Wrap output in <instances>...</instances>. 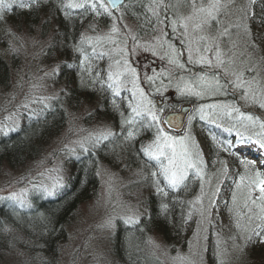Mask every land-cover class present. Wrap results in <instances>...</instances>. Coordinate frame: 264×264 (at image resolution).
I'll return each mask as SVG.
<instances>
[{
	"label": "rangeland",
	"instance_id": "374dc122",
	"mask_svg": "<svg viewBox=\"0 0 264 264\" xmlns=\"http://www.w3.org/2000/svg\"><path fill=\"white\" fill-rule=\"evenodd\" d=\"M206 2L207 0H205ZM144 3L148 5L149 0H144ZM164 3L167 4L165 0ZM245 4L244 8L250 14H254L255 12L250 10L251 3L249 0ZM129 5L132 7H128ZM239 8L240 5L237 11L233 12L228 11L225 7L218 17L219 23L213 22L214 26L211 29L194 32L192 27H189L193 59L197 58L195 51L197 47L202 48L205 44L210 48L213 46L210 39L204 42L200 41L199 37L202 35L214 36L217 37L221 49L226 53L231 52L241 68L245 66L253 68L251 74L245 73L246 77L256 75L258 80L264 82V24L257 23L264 15H254V18L250 16L246 21L252 37L255 38L256 45L255 47H246L248 38L244 35L243 27L239 29L234 27L235 24L239 23L241 15L238 11ZM139 9L143 8L136 5L134 0H127L123 6L112 11L111 16L98 15L93 12V19L83 29L81 36L107 37L115 25L120 30V35L112 34L114 43L105 41L102 45L97 46V50L109 52L117 47H126L129 63L136 68L139 77V87L144 89L146 93H154L155 88L159 86V81L150 85L145 77L153 76V69L158 73L161 68L169 69L171 67L167 58L163 61L160 59L169 51V43L182 53L181 62L186 63L189 55L187 51L188 37L185 36L182 27L179 25L175 26V32L170 26L171 34L176 36L180 43L181 40L186 42L184 46L177 47L175 42L173 43L168 39L167 13L161 12L160 14L163 23L157 22L153 17L151 23L146 21L141 25L137 21L140 16ZM190 11L188 6L183 5L179 11H175L173 16L170 14L169 18L170 20L179 19L180 16H187ZM150 15L148 13V16ZM234 15V19L228 18V16ZM144 18L145 16L142 19L143 22ZM146 23L149 24L146 25ZM44 24L41 20L31 29L14 28L9 24L0 29V57L7 61L10 69L8 78L5 81L0 79V138L42 114L53 104L55 98L64 92L63 83H58L55 80L58 73V63L55 57L51 59L49 56L48 59L45 56L46 48L52 40L54 27L50 23ZM143 26L145 27L141 30L140 28ZM225 27H229L231 39L229 36L220 35ZM132 37H136V40L133 41ZM125 40H127V45H125ZM145 46L148 47L145 48ZM200 54L215 60L213 51L201 52ZM118 58V56L113 55L112 60H110L108 56H105L103 59L93 62L97 70H104L101 71V76L105 80L109 64ZM202 67L195 65L192 70L200 71ZM164 83L167 84L168 80L165 79ZM128 87L130 88L131 84ZM166 92L171 97L175 95V89ZM121 95L131 99L129 92L122 91ZM226 96L229 98L215 96L203 100L193 108V112L189 113L194 116L191 123L186 122L185 130L191 135L197 150L201 153L207 173L203 192L198 179L190 180L192 182L198 181V183L196 189L192 190L194 191L193 195L185 201L188 205L186 220L189 224L185 231L186 238L170 245L160 234L152 233L146 239L144 247L140 250L141 254L136 257L135 262L143 261V264H211V261L214 260L215 264L260 263L259 258L261 256L259 255L264 253V237L253 235L248 240L242 238L240 230L235 226L234 213L229 211L233 207L234 192L237 195V202L242 203L241 190L236 189L233 183L234 179H238L237 172L233 171L236 169L235 166L227 157H218L216 150L212 152L211 165L207 164L209 161L208 152L210 151L208 143L210 141L206 143L204 138L206 134L208 133L211 139L212 134L215 133L220 140H223L234 138L235 133L231 136L224 133L223 136L215 125L200 121L195 109L200 104L225 103L238 107L245 117L251 115L259 124L264 122V107L260 106L264 100H261L259 95L255 100L242 99V90H236L232 94L230 89ZM98 105L99 100L96 99L92 102H82L76 110L67 108L66 124L60 133L50 140L40 156L17 167H11L7 164L1 167L0 204L6 201H14L15 206L20 207L15 200L9 197L12 193H20L22 190L27 194L28 203L31 204L33 201L35 204V196L39 198L54 195H48L42 189L36 190L38 186L44 185L50 188L53 183L51 178L56 176L61 178L60 185L68 181L72 171V160L86 153L79 149L76 142H84L88 151L95 150L103 141L97 143L95 139L101 132L111 131L113 134L115 133L110 120L94 116L93 112ZM234 122V117L218 120V123L225 127ZM254 130L258 131L259 128ZM148 133L149 136L142 142L143 145L150 143L153 138V132L149 131ZM215 146L218 147L217 144ZM67 148H75V154H69ZM131 158L137 163L138 159L135 153ZM248 158L254 157L249 155ZM139 163H143L141 159ZM141 164L130 166L126 163L124 156L121 159L117 158L113 165L106 161L99 163L97 194L80 205L76 217L67 226L68 236L59 245L57 257L53 264H124L116 258L112 249V236L117 224L119 221L132 224L126 222L128 217L138 220L142 214H145L147 211L145 199L150 192L155 191L152 178L148 177ZM240 173L242 172L240 171ZM209 177L212 178V191L219 187V193L214 197V206H210L208 202ZM202 209H208L203 216L201 215ZM19 210H22L21 207ZM22 211L26 213V211ZM11 217L15 218L18 215L12 213ZM21 218L24 219L23 216ZM110 218L112 219L111 227L108 226ZM4 231H6L5 237L7 239L4 240V243H0V264H39L32 251L37 249L35 248L36 242L25 238L26 236L21 229L14 228L9 224L6 225V223H4ZM143 255L144 260L141 259Z\"/></svg>",
	"mask_w": 264,
	"mask_h": 264
},
{
	"label": "snow or ice",
	"instance_id": "6c2138e0",
	"mask_svg": "<svg viewBox=\"0 0 264 264\" xmlns=\"http://www.w3.org/2000/svg\"><path fill=\"white\" fill-rule=\"evenodd\" d=\"M251 2L253 0H249V3ZM34 3L36 0H0V20L4 18L5 12L12 11L13 6L30 8ZM120 3L121 0H107V2L106 0H68L64 4L62 0L66 14H68L67 10L79 9L81 15L95 12L98 15L111 16L112 10L116 9ZM134 3L144 9L145 18L149 23L152 22L153 17L157 22L163 23L161 12L166 14L170 7H175V5L165 4L164 0H149L148 5H145L144 0H134ZM182 3L191 9L190 13L187 16H180L179 19H171L168 23L173 32L176 31V25L182 27L185 36L188 37V60L186 63L181 62L182 53L169 43V51L160 59L163 61L167 58L171 67L161 68L158 73L153 69V76L145 77L150 85L159 81V86L155 88L154 93H146L139 87V77L136 68L129 63L126 47H117L109 52L97 50V46L105 41L114 43L112 34L120 35V30L115 25L107 37L82 35L78 44L73 46L82 58L78 64L67 65L69 68L81 69L82 83L84 75L87 74L88 83L94 87L98 85L100 90L105 92L106 101L110 99L113 110L121 117V135L125 141H135L142 130L153 132L151 142L141 145L137 150V155L145 158L144 168L149 170L152 184L155 186V194L160 198L159 211L161 214H167L169 210V204L165 201L168 200L170 194H174L177 190L187 189L190 180L198 179L203 192L207 176L201 153L197 150L191 135L185 130L186 122L191 123L194 119V116L189 114L193 112V109L190 108L187 112L183 108L179 112L171 111L174 105L171 102L165 103L164 93L169 88H174L175 94L180 97H194L202 100L218 95L226 96L231 89L232 94L236 90H242V99L255 100L259 95L261 100H264V82L258 80L256 75L246 77L245 73L251 74L253 68L249 66L241 68L231 52L226 53L221 49L217 37L200 36V41L206 42L210 39L213 46L210 48L205 44L202 48L197 47L195 49L197 58L193 59L189 27L191 26L194 32H203L205 29H211L214 26L213 22L218 24V17L227 6L224 0H207L206 3L205 0H182ZM238 11L241 15L239 23L234 27L237 29L243 27L244 35L248 38L246 47H255V38L252 37L251 30L246 23L250 16L254 18V14H250L244 7L239 8ZM148 13L151 15L148 16ZM257 23L264 24V17ZM220 35L229 36L231 39L229 27H225ZM132 39L135 41L136 37ZM185 43V40H181L182 46ZM125 45H127V40H125ZM209 51L214 52V61L200 54ZM113 55L119 58L109 64L105 80L101 76V71L104 70H96L93 62L105 56L112 60ZM195 65L203 67L200 71H193L192 67ZM165 79L168 80L167 84L164 83ZM129 84H131L130 88ZM122 91L129 92L131 99L128 96H122ZM260 106L264 107V103ZM195 112L200 121L215 125L221 134L227 133L231 136L235 133L234 138L223 140H220L215 133L212 134L217 146L243 166V172H237L238 179L233 180L235 188L241 190L242 203L237 202V195L234 192L233 207L229 211L234 213L235 226L240 230L242 238L248 240L253 235L264 237V122L257 124V120L251 115L245 117L238 107L225 103L200 104ZM225 117H234L235 122L228 127L218 123V120H223ZM257 127L259 130H254ZM112 135L111 131H105L95 139L99 143L101 140L109 139ZM76 144L81 151H88L84 142L77 141ZM67 151L69 154H75L76 149L67 148ZM249 155L254 158H248ZM51 179L53 183L50 188L40 185L36 190L42 189L48 195L54 194L55 190L61 186V178L56 176ZM211 180L212 178L209 177L208 202L210 206H214V197L219 193V187L212 191ZM9 198L15 200L22 208L30 207L27 194L23 190L20 193H12ZM207 211L208 209H202L201 215L203 216ZM126 222L137 223L133 217H128ZM108 226H112L111 218Z\"/></svg>",
	"mask_w": 264,
	"mask_h": 264
},
{
	"label": "trees",
	"instance_id": "16d2710c",
	"mask_svg": "<svg viewBox=\"0 0 264 264\" xmlns=\"http://www.w3.org/2000/svg\"><path fill=\"white\" fill-rule=\"evenodd\" d=\"M224 1L228 11L233 12L237 11L239 5L240 8L244 7L245 2H247V0ZM165 2L175 5L173 9L170 7L166 14L167 21H169L170 14L173 16L184 4L182 0H165ZM63 3L66 4V0H63ZM139 10L140 16L137 21L143 25L147 20L144 18V22L142 21L145 16L144 9ZM250 10L255 12L254 15L263 16L264 0H253ZM67 13L62 6V0H36V3L30 8L13 6L12 11L5 12L4 18L0 20V29L5 28L8 24L14 28L31 29L41 20L45 23L44 25L50 23L54 27L52 40L46 48L45 56L48 59L49 56H51V59L55 57L58 63V73L55 80L58 83H63L64 86L63 94L57 96L53 104L42 114L0 138V171L4 164L17 167L40 156L50 140L59 134L66 124L68 118L67 108L76 110L82 102L99 100V105L93 112L94 116L110 120L115 129V133L109 139L103 140L95 150H90L72 160V171L68 181L58 187L54 195L39 198L35 196V204L32 201L30 207H21L26 213L20 211V207H16L14 201H6L0 204V243H4V240L7 239L4 223L21 229L26 236L25 238L36 242L37 245H34L37 249L32 251L35 260H38L39 264L54 263L59 245L68 236L67 226L76 217L80 205L96 196L99 188L97 170L100 162L106 161L113 165L117 158L121 159L124 156L126 163L133 166L134 164H141L139 163L141 159L143 170L147 172L149 178H152L148 173L149 170L144 168L145 158L137 155V150L140 149L143 145L142 142L149 136V131L142 130L135 141H125L121 135V117L119 113L113 110L110 99L106 101L105 92L101 91L98 85L94 87L88 83L87 74L84 75L82 83L80 68L67 67V65L78 64L81 59L80 53L76 52L73 46L78 44L83 29L91 23L93 12L81 15V10L72 9L67 10ZM229 17L232 20L235 15ZM144 27L140 29L143 30ZM166 27H168V39L173 43L175 42L177 47H181L180 40L171 34L169 24ZM9 74L10 69L7 61L0 57V79L5 81ZM170 89L174 88L168 90ZM216 97L229 98L225 95ZM164 98L166 104L171 101V104L174 105L171 110L177 109L184 103H190L195 107L203 100H207V98L202 100H197L194 97L184 98L176 94L171 97L167 92L164 93ZM125 115H127V112H125ZM204 138L206 143L210 141L208 143L210 151L208 152L209 161L207 164L211 165L212 152L216 150L218 151V157H227L231 164L235 166L236 169H233V171L243 172V166L224 152L222 148L216 147V141L213 138L210 139L208 133ZM134 153L138 159L137 163L131 158ZM188 183L189 187L187 189L177 190L174 194H170L168 200L165 201L169 204L167 214L160 213V198L155 194V191H152L145 199L147 211L136 220L137 223L118 222L112 236V249L121 263L143 264V261L135 262L136 257L141 254L140 250H142L146 239L152 233L160 234L170 245L186 238L185 231L189 224L186 220L188 205L185 201L193 195L194 191L192 190L196 189L198 181H189ZM12 213L18 215V217L12 218ZM259 256H261L259 264H264V253ZM144 258L143 255L141 259L144 260ZM211 264H215L214 260L211 261Z\"/></svg>",
	"mask_w": 264,
	"mask_h": 264
},
{
	"label": "water",
	"instance_id": "95a60500",
	"mask_svg": "<svg viewBox=\"0 0 264 264\" xmlns=\"http://www.w3.org/2000/svg\"><path fill=\"white\" fill-rule=\"evenodd\" d=\"M106 1H107V0H106ZM124 2H125V0H121V3L118 5V7H119L120 5H122V4H124ZM118 7H117V8H118ZM117 8H116V9H117ZM113 10H115V9H113ZM181 108H183V109L187 112L188 109L192 108V105H191V104H184V105H182L178 110H174V111L179 112V110H180ZM185 119H186V117H185Z\"/></svg>",
	"mask_w": 264,
	"mask_h": 264
}]
</instances>
